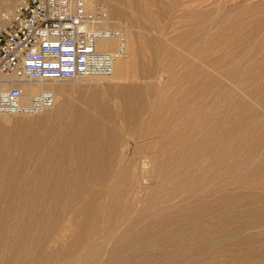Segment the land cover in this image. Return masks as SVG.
<instances>
[{
	"label": "rangeland",
	"instance_id": "1",
	"mask_svg": "<svg viewBox=\"0 0 264 264\" xmlns=\"http://www.w3.org/2000/svg\"><path fill=\"white\" fill-rule=\"evenodd\" d=\"M142 3L135 10L140 16L137 22L142 35L139 63H152L166 74L159 87L147 90L145 103L153 107L147 119L150 110L142 112L141 103L134 116L115 118L106 124L110 128L123 127V137L128 136L126 130H143L139 134L141 146L146 142V146L159 144L156 157L164 164L161 169L155 168L143 194V204L134 216L124 214L127 202L92 200L80 194L76 207L87 201L89 204L78 216V224L70 223L72 231L65 241L74 236L72 241L76 242L77 227L82 225L85 243L80 249L86 246V252H91L92 248L100 247L102 258L107 248L123 245L122 238L141 234L151 227L150 234H141L143 238L169 240L177 234L178 241H183L179 247L199 256L200 262L195 264H230L238 254H256L258 248L250 252L233 239L262 232L259 228L244 229L240 223L255 224L249 223V218L264 211V0H142ZM16 7H12L11 14ZM4 15L0 11V21ZM8 22L6 26L0 23V32L10 26L11 20ZM46 84L59 87L64 98L74 101L76 106L93 99L98 89L102 91L88 80ZM116 103L109 102L112 107ZM119 108L118 102L115 111ZM91 115L101 116L99 112ZM9 117L10 122L0 119L1 135L2 131H17L16 119H24ZM32 128L41 130L38 125ZM181 139L186 142L185 149L184 142H177ZM48 144L54 145L53 141ZM136 148L137 144L132 142L128 158L135 153L140 158ZM179 156L182 167L172 166L171 162ZM23 163L22 178H26L32 175L34 167L32 162ZM19 186L26 187L24 183ZM107 187L104 186L105 190ZM190 193L194 198L183 203ZM197 208L203 212L195 215L192 212ZM73 213L74 210L71 217ZM10 214H15L13 209ZM220 217L234 224L227 229L219 226L221 223L215 225L214 221ZM9 233L12 238L16 234ZM105 238H110L109 247L101 245ZM217 239L224 242L212 241ZM179 247L175 241L170 249ZM33 252L32 249L20 252L27 259L26 264H39L37 260L30 261L35 256Z\"/></svg>",
	"mask_w": 264,
	"mask_h": 264
},
{
	"label": "bare ground",
	"instance_id": "2",
	"mask_svg": "<svg viewBox=\"0 0 264 264\" xmlns=\"http://www.w3.org/2000/svg\"><path fill=\"white\" fill-rule=\"evenodd\" d=\"M22 1L0 0V11L5 13L2 16L4 19L0 21L2 26L9 24L8 20L13 15L12 7ZM83 1L88 11L94 12L101 8L107 12L110 26L125 33L128 53L116 63L110 77L79 79L95 82L102 90L98 89L93 99L85 105L76 106L74 101L64 98L59 87L48 85L47 82H28L22 85L24 103L39 93L50 92L55 98L54 107L38 116L0 115V119L8 121L9 116L24 118L16 119L15 124L19 127L17 131H2L0 134V264H26L27 259L20 256L23 249L34 250L35 256L30 257V261L37 260L39 264L198 263L199 256L190 255L186 253L187 248L179 247L183 241H178L177 234L169 240L143 238L141 234H150L151 227L141 234H129V238H122L125 243L121 246L109 247L110 238H105L101 245L109 248L102 258L99 256L102 251L100 247L92 248L91 252H86V246L80 249L85 243L81 237L82 225L77 227L79 239L76 242L72 241L74 236L71 237L72 242L65 241L72 231L70 223L75 221L78 224V216L85 212L89 204L87 201L76 207L80 194L88 195L92 200L127 202L128 209L124 214L134 216L143 204V194L148 190L147 183L155 168L161 169L164 164L156 157L159 144L156 147L146 146V142V147L141 146L140 135L143 130H126L128 136L123 137V127L110 128L106 124L115 118L134 116L141 103L144 104L142 112L150 110L146 114L147 119L153 111V107L145 103L147 90L159 87L163 81L161 78L166 74L152 63H139L142 35L137 22L140 16L135 10L142 7V0ZM116 48L114 40H100L97 43L99 52H110ZM139 81L144 83H136ZM0 87L8 89L11 85L3 84ZM109 102L117 103L112 107ZM118 102L120 108L115 111ZM93 112H99L101 116L95 118L91 115ZM34 125L41 126V130H34ZM49 141H53L54 145H49ZM132 142L137 144L139 159L136 153L131 158L127 156L132 149ZM185 145L186 142L184 149ZM23 161L32 162L34 167L32 175L26 178H22L24 171L21 169L25 167ZM171 164L181 168V156ZM23 183L26 187L19 186ZM106 185L108 190L104 188ZM192 198V193L186 195L183 203H189ZM2 205H5L4 209ZM12 209L15 212L13 216L10 214ZM72 210L74 213L71 217ZM202 212V208H197L192 213L197 215ZM251 222L255 224L240 223V227L259 228L262 232L258 235H241L233 240L237 245L246 246L245 250L253 252L256 247L258 251L256 254H238L230 264H264V211L252 215L249 218ZM214 223H221L219 226L224 229L234 224L224 217L217 218ZM10 231L16 233V237H9ZM175 241L179 248L170 249ZM212 241L221 243L224 239ZM52 247L57 249L50 251ZM189 248L193 250L192 246ZM71 257L74 258L72 261Z\"/></svg>",
	"mask_w": 264,
	"mask_h": 264
},
{
	"label": "built area",
	"instance_id": "3",
	"mask_svg": "<svg viewBox=\"0 0 264 264\" xmlns=\"http://www.w3.org/2000/svg\"><path fill=\"white\" fill-rule=\"evenodd\" d=\"M114 40V51H97ZM128 53L124 32L110 26L107 12L87 10L83 0H24L10 26L0 32V115L38 116L54 107L50 92L22 98L28 82L76 81L110 77Z\"/></svg>",
	"mask_w": 264,
	"mask_h": 264
}]
</instances>
